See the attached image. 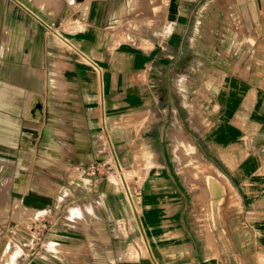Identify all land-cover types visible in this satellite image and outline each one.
<instances>
[{
    "label": "crops",
    "instance_id": "crops-1",
    "mask_svg": "<svg viewBox=\"0 0 264 264\" xmlns=\"http://www.w3.org/2000/svg\"><path fill=\"white\" fill-rule=\"evenodd\" d=\"M73 1L0 0V105L12 121L0 124V264L264 261V76L200 73L202 50H222L228 28L247 34L264 0H178L174 21L171 0ZM35 107L39 118L27 117ZM22 114L41 134L14 161L37 166L10 191ZM105 129L119 166L142 164V219L125 185L79 172L105 162ZM184 138L212 169L208 200L170 168Z\"/></svg>",
    "mask_w": 264,
    "mask_h": 264
},
{
    "label": "rangeland",
    "instance_id": "rangeland-1",
    "mask_svg": "<svg viewBox=\"0 0 264 264\" xmlns=\"http://www.w3.org/2000/svg\"><path fill=\"white\" fill-rule=\"evenodd\" d=\"M80 0H74L73 4L78 5ZM61 6V3H59ZM252 8L253 5H252ZM255 11V10H254ZM263 13L257 15L254 13V17L249 18V26L247 34L243 30L240 29H227L228 32L224 34H220L217 36L216 44L218 47H221L222 50H217L215 52H210L208 50H202V65H201V74L209 73V71H216L217 74L223 75H234V74H249L252 77L256 76H264V7ZM211 23L215 22L216 20H209ZM68 20L64 21L63 16L58 19L57 25L66 24ZM131 25L137 26L138 30L143 33L145 21L144 19H137L135 20V24L132 23ZM126 27V26H123ZM45 31L47 28L43 27ZM81 28V25L77 26L76 29ZM59 29V28H58ZM124 29V28H121ZM53 37L54 31L49 30ZM59 36L57 35V41H59ZM120 37V34H119ZM201 38H205L208 40V34L202 35ZM60 42V41H59ZM206 58H215L217 59V66L215 67H208ZM205 59V60H204ZM185 73H191L188 68H183ZM257 102L256 99H254ZM1 101V99H0ZM24 106V105H23ZM29 106V105H28ZM6 104L2 103L0 105V124L1 123H8L9 125L12 124L11 117L9 115H5L2 113V108H5ZM40 112L38 107L30 108L27 112V117L29 118H39ZM25 115H20V120L23 121L25 129L21 131L18 138L21 140L20 146L18 148H14L9 150V160L8 163V190L10 189L14 191L15 186L21 181H24L26 184V176L29 174V171L33 169V167L37 166L32 163L27 162H15V158L17 154H23L24 152L28 151L29 148L25 147L24 144L25 140H28L29 135H34V138H40V130L30 131L35 123L25 118ZM257 116L255 113L250 116L249 122L251 126L256 122ZM34 128V127H33ZM260 130V127H259ZM257 126H253V133L254 137H257V133L259 132ZM110 131L105 129L103 132V137L107 142V152L103 153L104 160L102 165L99 167V174L103 177H111L113 180L119 182L126 186L129 198L131 202L134 203V207L136 209V215L138 219H142L143 214V188L144 185L143 179H141V166L139 160L136 158V162L133 164L132 168L126 167L123 163H120V168L117 165V154L115 152L113 142L109 139L108 135ZM252 133H250L251 135ZM1 126H0V140H1ZM251 137V136H250ZM135 138L131 143L133 147L137 144ZM185 142L179 141L178 144L180 146V151L177 153V157L179 162L170 164V168H174L176 170L184 171L186 174H189L192 178L189 179V182L199 187L201 199L208 200V191H207V181L208 177L210 176L209 173L212 172V169L208 167L203 162H198L200 160L199 155H194L197 153L192 146L190 140L184 138ZM110 142V143H109ZM23 144V146H22ZM112 147V148H111ZM113 151V152H112ZM166 153L169 155H173L172 148H165ZM115 155V156H114ZM116 158V159H115ZM194 158L198 161H195ZM140 170V171H139ZM96 177V176H95ZM20 186V184H19ZM209 187L211 189L212 195L217 196L220 192L221 185L218 181L211 179L209 181ZM4 192V191H3ZM211 203H214V199H211ZM217 205L219 206L222 201V198L219 197L217 200ZM239 202L235 199L232 200V205L234 207L233 216L234 218H239V212L235 209L236 205ZM1 214V210H0ZM239 229V228H237ZM170 243V242H168ZM167 243V244H168ZM196 246V245H194ZM171 254V253H170ZM166 264H176L178 260L173 258H167L164 260ZM252 262L250 261V264ZM255 264H264L263 260H255Z\"/></svg>",
    "mask_w": 264,
    "mask_h": 264
},
{
    "label": "built area",
    "instance_id": "built-area-1",
    "mask_svg": "<svg viewBox=\"0 0 264 264\" xmlns=\"http://www.w3.org/2000/svg\"><path fill=\"white\" fill-rule=\"evenodd\" d=\"M116 163L119 166L118 162H116ZM100 165H102V164L101 163H94V164H91L87 167L80 168L79 172H80V174H83V175L96 176L97 178H102L103 176H101L99 174ZM119 168H120V166H119ZM133 207H134V203H133ZM134 209H135V207H134Z\"/></svg>",
    "mask_w": 264,
    "mask_h": 264
},
{
    "label": "water",
    "instance_id": "water-1",
    "mask_svg": "<svg viewBox=\"0 0 264 264\" xmlns=\"http://www.w3.org/2000/svg\"><path fill=\"white\" fill-rule=\"evenodd\" d=\"M178 10V0H171L169 7V20L174 21Z\"/></svg>",
    "mask_w": 264,
    "mask_h": 264
},
{
    "label": "bare ground",
    "instance_id": "bare-ground-1",
    "mask_svg": "<svg viewBox=\"0 0 264 264\" xmlns=\"http://www.w3.org/2000/svg\"><path fill=\"white\" fill-rule=\"evenodd\" d=\"M102 104V103H101ZM112 148V147H111ZM113 152V151H112ZM115 156V155H114ZM116 159V158H115ZM143 238V237H142ZM149 241V240H148ZM147 246V245H146ZM154 248V247H153ZM146 251H149V250H146ZM148 253V252H147ZM157 254V253H156ZM154 259V258H153ZM156 262V261H155ZM154 263V262H153Z\"/></svg>",
    "mask_w": 264,
    "mask_h": 264
}]
</instances>
